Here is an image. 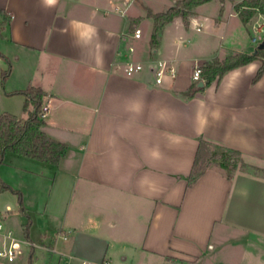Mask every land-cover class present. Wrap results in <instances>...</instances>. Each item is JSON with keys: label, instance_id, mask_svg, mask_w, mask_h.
Returning <instances> with one entry per match:
<instances>
[{"label": "crops", "instance_id": "crops-1", "mask_svg": "<svg viewBox=\"0 0 264 264\" xmlns=\"http://www.w3.org/2000/svg\"><path fill=\"white\" fill-rule=\"evenodd\" d=\"M241 1L220 0L211 21L219 44L189 51L181 25L206 2L153 42L154 20L144 37L135 0H0L12 13L0 37L10 60L0 55V114L26 119L34 106L15 90L40 86L41 128L68 145L58 163L7 150L0 164L23 191L32 219L23 241L36 263L264 264V73L253 80L261 61L184 95L199 83L195 65L259 49L247 30L264 28V13L244 22ZM159 58L176 77L158 84L150 69L125 71L129 60ZM200 137L241 151L232 175L214 164L189 182ZM0 214L5 229L28 220L10 189L0 190Z\"/></svg>", "mask_w": 264, "mask_h": 264}, {"label": "trees", "instance_id": "trees-1", "mask_svg": "<svg viewBox=\"0 0 264 264\" xmlns=\"http://www.w3.org/2000/svg\"><path fill=\"white\" fill-rule=\"evenodd\" d=\"M209 0H177L166 10L154 12L150 7H146L147 15L154 20L152 41L156 42L161 28L168 22L172 21L176 16H181L185 23H188L189 16L194 12V8ZM240 17L244 22H248L251 17L257 13H264V0H242L236 5ZM12 13L0 7V37L9 24ZM0 55L9 58L1 50ZM253 60H260L261 65L258 68L253 80H258L264 73V47L254 52H237L227 55L221 59L215 57L205 61L201 67L203 71V79L205 84H210L215 80H219L223 75L236 67L247 64ZM11 65L2 71V82L9 75ZM194 83L188 92H184L186 96H192L195 91L203 89ZM15 92L26 95L27 100L25 106L33 104L34 108L30 111L26 119L20 118L14 113L4 111L0 114V164L3 162L7 150H14L26 155H33L44 160L58 163L66 151L68 145L66 142L57 139L41 128L44 118L41 113L45 110L44 96L45 90L40 86L29 85L26 88L15 90ZM241 151L235 148L221 146L215 144L203 137H200L199 146L193 161L191 172L189 173V182H192L199 174L205 171L209 166L218 164L227 169V174L232 175L235 169L236 158ZM10 189L17 193L20 203V210L28 215L25 223V233L30 239L31 216L27 211L24 203L23 191L9 183L0 173V190ZM34 245H32V248ZM32 251L30 254V263L32 264Z\"/></svg>", "mask_w": 264, "mask_h": 264}, {"label": "rangeland", "instance_id": "rangeland-1", "mask_svg": "<svg viewBox=\"0 0 264 264\" xmlns=\"http://www.w3.org/2000/svg\"><path fill=\"white\" fill-rule=\"evenodd\" d=\"M145 4L149 5L154 11H162L167 9L170 5L174 4V0H135V3L131 6V14H142L140 18V25L142 29L145 31L144 37L149 33V26L153 24V18L145 15L146 7ZM220 4V0H213L204 3L198 9V15L190 17V23L187 25H181V31L183 33L184 46L189 48V51L192 50L197 44L202 43L205 40H210L215 44H219L221 42V28L212 27L214 17L218 15V5ZM239 4V3H238ZM203 15L209 16L210 19H205ZM202 23V24H201ZM175 23L172 25L171 31H175L176 27H174ZM202 26V30L198 31L196 27L198 25ZM134 28V27H133ZM250 30H247L248 36H257L259 41L257 43L253 42L252 45L254 47L259 46L260 43L264 40V28L256 29V25H250ZM167 34V33H166ZM169 36V35H168ZM239 157L236 158V163H238ZM4 222L6 223V218L4 217ZM24 233H22V229ZM12 231L14 235L20 239V247L17 249L16 256L12 260H8L7 257L0 256L1 264H29L30 263V254L32 253V264H48V262L40 258L39 262L36 263L35 260V252L32 245L28 248L29 243L27 241H23V237H26L25 233V224L24 227L18 225L12 227ZM24 235V236H23ZM40 251V249H39ZM46 253V251H44ZM47 256H45L46 258Z\"/></svg>", "mask_w": 264, "mask_h": 264}, {"label": "built area", "instance_id": "built-area-1", "mask_svg": "<svg viewBox=\"0 0 264 264\" xmlns=\"http://www.w3.org/2000/svg\"><path fill=\"white\" fill-rule=\"evenodd\" d=\"M201 29V25L197 27ZM256 29H263L262 24L256 26ZM135 37H140L142 35V30L137 29L134 32ZM252 41L257 43L259 41L257 36H252ZM131 50L134 47H130ZM145 69H150L155 74L156 83L161 84L164 81L165 76L170 75L176 77L177 67L171 61L166 59H152L148 61L141 60H129L125 64V71L127 74H135L141 72ZM192 78L194 81H200L203 79V71L201 65H195ZM47 106L45 110L41 113V116H45ZM4 217L0 214V256L7 257L8 260H13L16 256L17 249L20 247V239L17 238L11 228H4ZM108 264L109 260L106 261Z\"/></svg>", "mask_w": 264, "mask_h": 264}, {"label": "water", "instance_id": "water-1", "mask_svg": "<svg viewBox=\"0 0 264 264\" xmlns=\"http://www.w3.org/2000/svg\"><path fill=\"white\" fill-rule=\"evenodd\" d=\"M264 47V40L260 43L259 48ZM205 84V81L202 79L199 81L198 85L203 86Z\"/></svg>", "mask_w": 264, "mask_h": 264}]
</instances>
